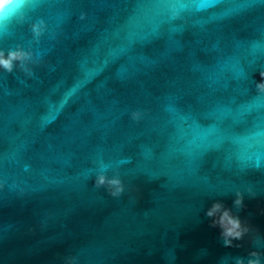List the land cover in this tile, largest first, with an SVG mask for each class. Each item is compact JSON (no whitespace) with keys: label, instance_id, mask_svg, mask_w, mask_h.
Here are the masks:
<instances>
[{"label":"water","instance_id":"95a60500","mask_svg":"<svg viewBox=\"0 0 264 264\" xmlns=\"http://www.w3.org/2000/svg\"><path fill=\"white\" fill-rule=\"evenodd\" d=\"M18 46L34 55L31 75L0 69V264L264 253V0H35L0 35ZM217 201L253 230L239 247Z\"/></svg>","mask_w":264,"mask_h":264},{"label":"clouds","instance_id":"9594fccd","mask_svg":"<svg viewBox=\"0 0 264 264\" xmlns=\"http://www.w3.org/2000/svg\"><path fill=\"white\" fill-rule=\"evenodd\" d=\"M35 0H0V35L10 33L15 25L23 24L28 20V13L34 7ZM44 22L31 23V31L35 37L39 38L43 32ZM33 52L25 50L22 46L16 48H0V69L12 73L17 67L31 75V70L26 67V63L32 60ZM261 80L257 83L259 92H264V71L260 72ZM140 112L133 113V118L139 120ZM95 184L97 188L104 187L111 196L119 197L125 191V186L119 174L109 177L105 173L96 176ZM237 207L244 206L243 193H237L234 201ZM207 216L211 219L212 227H219L224 239L225 247H239L234 241L243 240L252 232L249 225H245L238 215L232 213L231 209L225 208L222 202H215L208 210ZM264 253L252 251L249 254L247 264H262L261 256ZM236 264H245L244 258H237Z\"/></svg>","mask_w":264,"mask_h":264}]
</instances>
